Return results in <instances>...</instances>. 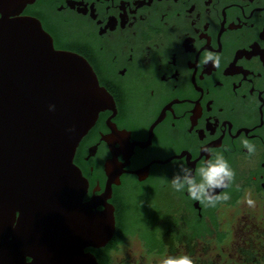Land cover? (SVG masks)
<instances>
[{"label": "flooded vegetation", "instance_id": "1", "mask_svg": "<svg viewBox=\"0 0 264 264\" xmlns=\"http://www.w3.org/2000/svg\"><path fill=\"white\" fill-rule=\"evenodd\" d=\"M17 8L8 19L38 21L54 49L85 60L106 91L73 158L82 203L95 199L100 212L106 198L115 217L118 200L143 196L164 224L161 233L150 228L163 253L143 249L145 260H195L201 248L213 264H264V0H24ZM207 51L220 56L218 68L203 63ZM204 149L236 173L231 199L216 207L165 182L179 165L195 174L211 158ZM249 194L255 207L244 202ZM234 245L235 261L225 255Z\"/></svg>", "mask_w": 264, "mask_h": 264}, {"label": "water", "instance_id": "2", "mask_svg": "<svg viewBox=\"0 0 264 264\" xmlns=\"http://www.w3.org/2000/svg\"><path fill=\"white\" fill-rule=\"evenodd\" d=\"M22 1L0 0V264H98L85 250L113 238L114 208L82 203L73 158L107 94L38 21L8 19Z\"/></svg>", "mask_w": 264, "mask_h": 264}, {"label": "clouds", "instance_id": "3", "mask_svg": "<svg viewBox=\"0 0 264 264\" xmlns=\"http://www.w3.org/2000/svg\"><path fill=\"white\" fill-rule=\"evenodd\" d=\"M220 56L212 51H207L203 60L204 64L211 63L213 68L220 66ZM54 106H49L53 110ZM74 131V129H69ZM242 146L247 150L249 156L255 155L256 145L248 139L242 141ZM210 157L203 161L200 167L193 172L192 168L185 165L176 167L171 180L165 182L178 193L186 192L189 198L199 201L206 207H216L220 203H226L231 199L227 189L235 183L236 173L228 160L220 152L213 153L212 149H204ZM219 191V194L217 193ZM248 207H255V200L249 194L244 201ZM160 264H194V260L189 255L166 256Z\"/></svg>", "mask_w": 264, "mask_h": 264}, {"label": "rangeland", "instance_id": "4", "mask_svg": "<svg viewBox=\"0 0 264 264\" xmlns=\"http://www.w3.org/2000/svg\"><path fill=\"white\" fill-rule=\"evenodd\" d=\"M131 196L132 195L126 197L127 200L125 199L129 205V209L131 212L128 214L130 218L129 221L137 223V226H140V228L144 230V232L143 235L135 234L128 236L125 239L124 243L117 249V251L112 253L111 255L112 262L113 264H123V262L127 261L130 263L132 262L133 264H140L139 262L141 261V264H160L161 261L158 258L156 259L147 258V260L143 259V257H145L143 249H145V251H148L149 247L145 245L142 248L140 240L141 237L146 239V237H148L149 234L151 236L150 239L152 240L154 239L155 235L153 236V234H151V232H154V230H147L148 226L151 224H153V227H155L156 232L159 231V233H161L164 224L160 223L159 220L161 219L162 216H158L151 213L147 201L143 196L137 194L133 195L132 197ZM130 225L131 224L128 222V226ZM155 246L157 247V243H154V246H152L155 249L153 253L157 254V249ZM200 249L199 252L201 255L198 254V256H200V258H203L206 256V254L203 255L202 254L203 250ZM235 250L239 251L238 248H236L234 245V247L225 251L226 252L225 255H232V258L235 261L234 258V255H236ZM155 257H157V255ZM207 257L209 258V255H207ZM215 258L217 260V256L215 252L211 253L210 259L212 260ZM221 264H224L223 260L221 261Z\"/></svg>", "mask_w": 264, "mask_h": 264}, {"label": "trees", "instance_id": "5", "mask_svg": "<svg viewBox=\"0 0 264 264\" xmlns=\"http://www.w3.org/2000/svg\"><path fill=\"white\" fill-rule=\"evenodd\" d=\"M126 199V198H125ZM124 198H121L120 200L117 201L115 207H116V212H115V234L113 238L110 240V242L104 247L100 249H90L91 253L95 256L97 259L98 264H113L112 262V252L116 251L125 241V239L130 236V235H143L144 230L140 228V226H137V223L129 221V205L127 203V199L125 200ZM128 222L131 224L128 226ZM150 228H154L153 224L149 225L147 230H151ZM151 234H154L151 232ZM155 235V234H154ZM196 235V234H195ZM197 237V236H196ZM151 236L149 234L146 239L141 237V240L145 243L147 247H149L147 252H154L155 249L154 247V240L150 239ZM153 243V244H152ZM156 247V246H155ZM157 253H163L164 249L161 246L156 247ZM193 253L190 252V254ZM189 254V253H188ZM199 252L196 251L195 256L197 258L194 260V264H213L212 262H209L208 260H202L200 256H198ZM123 264H129V263H123Z\"/></svg>", "mask_w": 264, "mask_h": 264}, {"label": "bare ground", "instance_id": "6", "mask_svg": "<svg viewBox=\"0 0 264 264\" xmlns=\"http://www.w3.org/2000/svg\"><path fill=\"white\" fill-rule=\"evenodd\" d=\"M6 20H8V19H6ZM13 20V19H12Z\"/></svg>", "mask_w": 264, "mask_h": 264}]
</instances>
